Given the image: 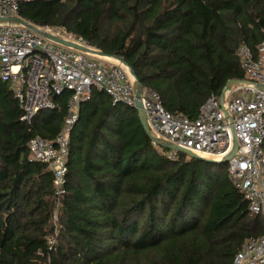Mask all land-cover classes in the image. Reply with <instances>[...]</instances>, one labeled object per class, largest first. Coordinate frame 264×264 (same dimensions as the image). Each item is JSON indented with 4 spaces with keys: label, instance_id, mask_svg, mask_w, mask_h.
Wrapping results in <instances>:
<instances>
[{
    "label": "trees",
    "instance_id": "16d2710c",
    "mask_svg": "<svg viewBox=\"0 0 264 264\" xmlns=\"http://www.w3.org/2000/svg\"><path fill=\"white\" fill-rule=\"evenodd\" d=\"M19 17L122 58L165 110L188 118L228 80L247 79L237 49L255 52L264 37V0H29ZM68 97L27 123L0 80V264H231L264 233L226 162L170 159L134 107L96 88L79 105L57 197L27 146L58 135Z\"/></svg>",
    "mask_w": 264,
    "mask_h": 264
},
{
    "label": "built area",
    "instance_id": "2783aa9c",
    "mask_svg": "<svg viewBox=\"0 0 264 264\" xmlns=\"http://www.w3.org/2000/svg\"><path fill=\"white\" fill-rule=\"evenodd\" d=\"M24 1L29 0H0V18L4 19L0 20V80L9 84L21 109L20 119L27 123L41 110H59L60 102L52 97L69 92L58 135L53 140L36 135L27 146L30 160L43 162L52 170L58 197L64 192L70 131L80 103L89 97L91 88H96L113 104L133 107V78L128 66L115 56L99 53L63 27L34 25L69 45L14 21ZM237 56L247 79L264 85V37L255 52L241 44ZM140 102L151 136L227 163L231 182L247 201L248 211L261 217L264 227V89L237 84L209 96L195 118L168 112L158 93L147 88H142ZM177 153L168 150L166 155L176 159ZM231 264H264V233L246 237Z\"/></svg>",
    "mask_w": 264,
    "mask_h": 264
},
{
    "label": "water",
    "instance_id": "95a60500",
    "mask_svg": "<svg viewBox=\"0 0 264 264\" xmlns=\"http://www.w3.org/2000/svg\"><path fill=\"white\" fill-rule=\"evenodd\" d=\"M0 20H4L2 18H0ZM14 21H17L31 29H35V30H38L34 24H32L31 22L21 18V17H14L13 18ZM42 35H44L45 37H48V38H52L53 40H56L60 43H63V44H67L69 45V43L61 40V39H58L48 33H44L40 30H38ZM74 46V45H73ZM99 53L105 55L104 53H102L101 51H99ZM119 61H121L123 64H125L127 66V64L123 61L122 58L120 57H116ZM129 68V67H128ZM129 72L133 78V88H134V95H135V104H134V108L137 110V114H138V117L145 129V131L147 132V134L151 137L152 141L159 147H162V148H165L167 150H174L176 152H179V153H183L189 157H199V158H202L206 161H209V162H213V163H221V162H224V161H218V160H214V159H211V158H207V157H200L192 152H190L189 150L185 149V148H182V147H179V146H176L174 144H170V143H167L165 142L164 140L160 139V138H157V137H153L151 136L150 134V131H149V128H148V125H147V122H146V118H145V115H144V112L142 111V108H141V102H140V98H141V90L143 88V86L141 85V83L139 82V80L137 79L136 75H135V72L133 70H131L129 68ZM237 84H253L255 86H257L258 88H261V89H264V85L260 84V83H255L253 81H250L248 79H230L226 82V84L224 85L223 89H222V92H224L225 90L227 89H230L232 88L233 86L237 85ZM232 155V154H231Z\"/></svg>",
    "mask_w": 264,
    "mask_h": 264
}]
</instances>
